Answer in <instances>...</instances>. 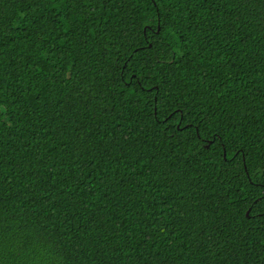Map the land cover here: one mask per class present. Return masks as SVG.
I'll return each instance as SVG.
<instances>
[{
	"label": "trees",
	"instance_id": "1",
	"mask_svg": "<svg viewBox=\"0 0 264 264\" xmlns=\"http://www.w3.org/2000/svg\"><path fill=\"white\" fill-rule=\"evenodd\" d=\"M0 106V264H264V0H0Z\"/></svg>",
	"mask_w": 264,
	"mask_h": 264
},
{
	"label": "snow or ice",
	"instance_id": "2",
	"mask_svg": "<svg viewBox=\"0 0 264 264\" xmlns=\"http://www.w3.org/2000/svg\"><path fill=\"white\" fill-rule=\"evenodd\" d=\"M78 3H81V4H84L85 3V0H77ZM93 2V0H87V3L88 4H91ZM144 36H145V39L147 40L148 39V36L146 33H142ZM4 118V113H0V119H3ZM223 155L225 156L226 159H231L230 157L227 156V152L225 151L223 153Z\"/></svg>",
	"mask_w": 264,
	"mask_h": 264
},
{
	"label": "clouds",
	"instance_id": "3",
	"mask_svg": "<svg viewBox=\"0 0 264 264\" xmlns=\"http://www.w3.org/2000/svg\"><path fill=\"white\" fill-rule=\"evenodd\" d=\"M0 113H6V109L3 106H0Z\"/></svg>",
	"mask_w": 264,
	"mask_h": 264
},
{
	"label": "water",
	"instance_id": "4",
	"mask_svg": "<svg viewBox=\"0 0 264 264\" xmlns=\"http://www.w3.org/2000/svg\"><path fill=\"white\" fill-rule=\"evenodd\" d=\"M249 211H250V209H248V210L246 211V215H247V216L249 215Z\"/></svg>",
	"mask_w": 264,
	"mask_h": 264
}]
</instances>
